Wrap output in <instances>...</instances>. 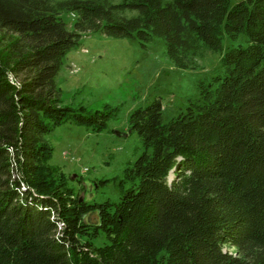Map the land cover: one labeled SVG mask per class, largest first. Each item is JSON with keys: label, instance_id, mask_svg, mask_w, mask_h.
Here are the masks:
<instances>
[{"label": "trees", "instance_id": "16d2710c", "mask_svg": "<svg viewBox=\"0 0 264 264\" xmlns=\"http://www.w3.org/2000/svg\"><path fill=\"white\" fill-rule=\"evenodd\" d=\"M87 32L143 48L159 37L182 69L196 68L201 50L221 53L220 69L169 121L159 98L131 111L143 150L117 201L75 198L46 166L55 125L98 132L117 110L61 97L57 74ZM6 34L0 264H264V0H0ZM241 35L245 45L223 50L224 36ZM99 235L107 241L96 246Z\"/></svg>", "mask_w": 264, "mask_h": 264}, {"label": "rangeland", "instance_id": "374dc122", "mask_svg": "<svg viewBox=\"0 0 264 264\" xmlns=\"http://www.w3.org/2000/svg\"><path fill=\"white\" fill-rule=\"evenodd\" d=\"M237 1L231 0V5ZM61 16L72 28V15L61 12ZM6 42L7 34L4 39L0 35V52ZM245 43L242 35L222 40L223 50ZM220 54L201 50L197 67L182 69L169 60L159 37L143 48L136 39L83 33L79 48L66 54L56 77L63 102L92 112L105 105L117 110L98 132L69 121L55 125L45 135L52 148L46 162L48 173L63 181L75 198L89 203L117 201L121 190L130 184L125 176L127 167L143 150L137 133L129 131L131 111L159 98L162 120L169 121L197 99L198 82L220 69ZM89 219L93 220L94 214ZM106 241L102 235L93 240L96 246Z\"/></svg>", "mask_w": 264, "mask_h": 264}, {"label": "water", "instance_id": "95a60500", "mask_svg": "<svg viewBox=\"0 0 264 264\" xmlns=\"http://www.w3.org/2000/svg\"><path fill=\"white\" fill-rule=\"evenodd\" d=\"M130 131V130H129ZM81 200V199H80Z\"/></svg>", "mask_w": 264, "mask_h": 264}]
</instances>
